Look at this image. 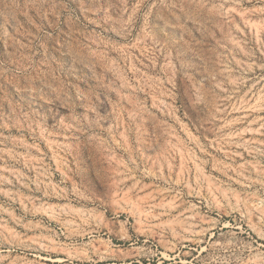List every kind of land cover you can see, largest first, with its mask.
I'll return each mask as SVG.
<instances>
[{
	"label": "rangeland",
	"instance_id": "obj_1",
	"mask_svg": "<svg viewBox=\"0 0 264 264\" xmlns=\"http://www.w3.org/2000/svg\"><path fill=\"white\" fill-rule=\"evenodd\" d=\"M0 264H264V0H0Z\"/></svg>",
	"mask_w": 264,
	"mask_h": 264
}]
</instances>
